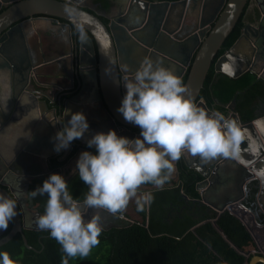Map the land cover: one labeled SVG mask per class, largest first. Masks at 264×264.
Listing matches in <instances>:
<instances>
[{
    "label": "water",
    "instance_id": "1",
    "mask_svg": "<svg viewBox=\"0 0 264 264\" xmlns=\"http://www.w3.org/2000/svg\"><path fill=\"white\" fill-rule=\"evenodd\" d=\"M87 1L0 0V71L12 74L9 97L0 98V135L13 121L26 118L14 146L7 151L0 146V193L17 199L18 212L9 222L11 231L0 238V246L24 228L39 229L36 223L27 224L24 210L27 198L17 196L23 187L19 181H26L24 192L29 189L34 168L41 167L44 173H60L62 166L51 168L53 160H70L75 145H87V140L97 132L114 129L118 135L130 139L140 135L137 131L140 128L125 121L117 108L126 92L123 83L133 78L145 58L162 60L164 66L174 69L182 78L189 70L186 95L207 111L218 112L200 94L217 53L250 3V0H104L89 6ZM6 4L11 5L1 11ZM40 15L48 23L47 31L60 42H50L51 57L41 44L42 59L35 61L32 57V61L28 56L27 67L21 71L8 50L15 48L18 34L29 37L34 32L41 37L39 31L45 27L38 23L37 17L28 19ZM257 15L246 22L237 41L217 58L214 66L217 75L237 78L252 71L257 78L264 79L260 71L264 66V8L258 19ZM81 30L86 40H81ZM184 30L187 33L182 36ZM60 50L65 53L56 55ZM48 65L53 66L48 70L50 79L45 81L38 69ZM31 70L32 82L18 87L17 75ZM66 79L69 86L64 82ZM45 86L73 88L75 94L70 101H76V112L85 113L89 121L88 132L74 140L69 150L54 149L56 133L70 119L69 102L61 104L59 110L51 107L44 98H50L42 90ZM237 94L222 114L247 129L240 157L196 165L187 159V153L182 155L187 165L204 177L197 185L200 198L193 202L215 208L217 215L237 202L242 203L245 187L253 180L260 182L257 199L264 211V113L244 122L236 109ZM215 103L221 104L218 98ZM93 149L87 145L84 151ZM235 188L239 195L220 204L213 201L225 199V192ZM24 241L31 247L25 235ZM249 264H264V256L254 255Z\"/></svg>",
    "mask_w": 264,
    "mask_h": 264
},
{
    "label": "clouds",
    "instance_id": "2",
    "mask_svg": "<svg viewBox=\"0 0 264 264\" xmlns=\"http://www.w3.org/2000/svg\"><path fill=\"white\" fill-rule=\"evenodd\" d=\"M80 38L86 40L83 30ZM123 86L126 92L117 112L138 126L140 135L130 139L110 129L87 140L95 153L81 152L73 170L88 186L83 202L74 198L60 173L50 174L42 186L30 191L33 198L47 196L44 214L35 223L61 245L65 253L62 264H69L70 258H87L100 243L102 218H87L86 210L105 209L115 215L122 213L132 200L138 210H144L154 195L139 192L140 187L151 184L163 190L175 172V162L185 153L204 161L240 157L247 129L233 118L198 106L186 95L183 78L164 66L162 60L145 58ZM89 127L85 113H71L54 137L55 151L67 150L74 140L85 136ZM17 214V199L0 193V230H6ZM0 264L18 262L9 252L0 251Z\"/></svg>",
    "mask_w": 264,
    "mask_h": 264
},
{
    "label": "trees",
    "instance_id": "3",
    "mask_svg": "<svg viewBox=\"0 0 264 264\" xmlns=\"http://www.w3.org/2000/svg\"><path fill=\"white\" fill-rule=\"evenodd\" d=\"M243 26L242 15L217 53L200 97H204L209 106L214 104L215 98L224 105L238 93L236 109L243 121L248 122L259 115L257 108L264 102V79L257 78L252 71L237 78L217 75L214 67L217 58L237 41ZM188 73L189 70L183 77L184 83ZM218 108L223 109L221 106ZM63 163L55 159L52 166ZM203 178L181 157L175 162V172L163 190H157L151 184L140 187L139 192L149 191L154 195L150 206L142 211L136 208L141 220L119 222L104 229L99 245L90 255L87 258H70L69 264H249L254 255H264V226H259L254 216L241 205L226 208L219 215L209 212L207 205L198 201L183 208L187 199L185 194L191 200L200 198L197 185ZM44 180L33 184V188L42 186ZM68 183L74 198L83 201L88 186L78 174ZM249 190L244 206L259 212L257 180L249 183ZM40 203H44L45 210L46 195L36 197L34 204ZM122 214L126 215V211ZM258 221L264 224V213H258ZM24 235L31 247L26 245ZM0 251L9 252L18 264H62L61 258L65 255L61 245L51 238L48 231L35 229L17 233L0 246Z\"/></svg>",
    "mask_w": 264,
    "mask_h": 264
},
{
    "label": "flooded vegetation",
    "instance_id": "4",
    "mask_svg": "<svg viewBox=\"0 0 264 264\" xmlns=\"http://www.w3.org/2000/svg\"><path fill=\"white\" fill-rule=\"evenodd\" d=\"M102 1H104V0H88L86 2V4H89V6H94L96 4H99ZM254 1H256V2L258 1V3H257V6L254 7V9H253V11L251 12V15H250L249 14V10L252 9V3ZM10 5L11 4L4 5L2 7L1 11L3 9L7 8ZM262 8H264V0H250L249 5L246 7V9L244 10V13L242 14L243 15V20H244V25L246 24V22H250V21H253L255 19V13L258 14L257 15V19H258ZM97 9H98V11L102 12L101 8L97 7ZM36 17L39 19L38 20V23H40L41 25H43L45 27L44 29H41L39 31L41 33V37L39 38V36L36 33H34V32H32L31 34H29V37H27V36H21V35L18 34V35H16V38H15L16 39V41L14 43L15 44V48L10 47L9 48L10 50H8L9 53L14 56V62L18 66V68H20L21 71H23L25 69V67H27V62H28L27 59H29L28 56H30V59L32 61H33V58L35 59V61L36 60H39V59H42L43 55L41 54L40 49L38 50V52H39V55L38 56L36 55V52L33 51V47L35 45L38 44L40 46L42 44L43 47H44V51H45L46 55L48 57L49 56L51 57L52 56V52H50V48L48 47L50 45V42L52 41L54 44H57V43L60 42L59 41V38H56L54 36V34L52 35V33H50V31H47L48 23L46 22V19H42L43 16L40 15V16L28 17V19L29 18H36ZM103 18H104V20H106L105 17H103ZM243 28H244V26H243ZM186 33H187V30H184L180 34L183 36ZM241 33H242V31H241ZM48 48H49V51H48ZM59 53L64 54L65 51L64 50L63 51L60 50V52L56 53V55L59 54ZM50 66H53V65H48V66L44 67V69H48L49 70ZM256 67L259 68V65H257ZM40 70L41 69L39 68L38 69V72L39 73H40ZM32 71L33 70H31V72L30 71H28V72H25L24 71V73H20V74L17 75V86L18 87L19 86H22V85H24L26 83L27 84H30V82H32V77H31ZM64 82H65V84L67 86L70 85L68 79L64 80ZM11 88H12V86L10 87V90H11ZM47 89H50V88H48L47 86H45V87L42 88V90L44 91V93L50 96V98L45 97V96H44V98H45V100H47L49 102V104H50L51 107H56L59 110L60 109V106H62L61 104H64V103H66L68 101L69 102L68 103L69 104V114L68 115H71V113L76 112L78 110L77 109V105L75 104L76 101L75 100L74 101H70L71 97L75 94V92H74L75 90L73 88H71V89H69V88H62L63 89V92L60 91L59 93H57L59 97L56 96L57 94L55 95L54 93H52L51 91H48ZM9 95H10V91H9ZM60 96H61V99H60ZM10 98H11V96H10ZM228 104H224V105L216 104L215 101H214V104L211 105V106H209V107L212 108V109L213 108L216 109V111H218L220 113H223V112L226 111V106ZM217 106L218 107L221 106V107H223V109L218 108ZM257 112L259 113L258 116H262L263 115V113H264V102H261V104L257 108ZM49 115H51V114H49ZM69 118H70V116H69ZM13 122H15V121H13ZM11 124L12 123H10L6 127V129H8ZM6 129L3 130V132L0 135V146H1L2 149H6L5 146H4V144H3V140H2V135H3L4 132H6ZM137 131L140 132V130H137ZM246 144L248 145V143H246ZM86 146L87 145L86 144H83V143L82 144H79V145L76 144L75 145V148H77V149L75 150L74 153H76L77 151H84ZM9 149H10V147H9ZM93 150H95V149H93ZM6 151H7V149H6ZM72 154H73V152H72ZM186 155L188 156L187 159L190 162H192V163H194L196 165H202L203 162H204V160H202L198 156H192L191 154H188V153ZM218 159H220V158H216V159L209 160V161L212 162V161L218 160ZM183 160H184V158H183ZM184 161L186 162V160H184ZM192 169H194V168H192ZM224 171H225V169H224ZM33 173H34V175H31L30 182L27 181V182H29V185H30V187H29V189L27 191L24 192V189H25L24 188V184H26V181H19L18 182L19 183V186L20 185H23V187L22 188L20 187L19 190H18V192L20 193V197L23 196V197H26L27 198V205H26V207L24 209L25 210V214L27 216V224H34L35 221H36V218L38 216L44 214V211H45L43 209L44 203H40L38 205H35L34 204V200L36 199L37 196L35 198H33L30 195V191H32V190H34V189H36L38 187V186L35 185L36 188H33V184L39 183L40 181L42 182L44 179H46V177L44 176L45 174L43 172H33ZM259 190H260V182L258 181V191H257V194H258ZM245 191L246 192H245V196H244L243 202L242 203L237 202L236 204L241 205L242 208L246 209L247 212H249L250 214H252V216H254V218H255V222L259 226H262L263 227L264 224L259 223V221H258V213L259 212L264 213V211L262 209V205H260L258 203V199H257V195H256V203H257L258 211L259 212H257L254 209H251L249 207L246 208L244 206V202L247 200V198L249 196V192H250V190H249V184L245 187ZM237 195H239V193L237 191V188H235V189H233V191H229L228 190V191L225 192V196H223V197H225V199H222L221 198V200L217 199L216 201L215 200H213V201L216 204H220V203H222V201H224L226 199L233 198V197H235ZM193 201H194V199L191 200L190 198H187L185 205H183V208L192 206L193 205V203H192ZM263 203H264V201H263ZM201 204H204V203H201ZM205 205H207V204H205ZM207 207H208V211L209 212L214 211L217 214V210L215 208H213V207H211L209 205H207ZM93 215H100L101 216L102 223L105 224L104 225V229H109L111 226L114 225L112 222H110L111 221L110 219L115 218L114 214H111V213L108 214V212H104L103 213V212L98 211L97 209H89V211L86 213V217L87 218H91ZM10 226H12V224ZM7 229L0 235V238H2L4 236V234L7 231ZM11 229H12V227H11ZM24 229H27V228H24ZM37 230H40V229H37ZM257 255H259V254H257Z\"/></svg>",
    "mask_w": 264,
    "mask_h": 264
},
{
    "label": "crops",
    "instance_id": "5",
    "mask_svg": "<svg viewBox=\"0 0 264 264\" xmlns=\"http://www.w3.org/2000/svg\"><path fill=\"white\" fill-rule=\"evenodd\" d=\"M257 3L258 1H254L252 3V9L249 10V14L251 15V12L253 11L254 7L257 6ZM40 49V46L37 44L33 47V51L36 52V55L38 56L39 55V52L38 50ZM41 72L39 73L40 74V77L42 78H45L43 80H47L50 79V74L48 75L49 71L48 69H41L40 70ZM260 71H262V74L264 75V66H262L260 68ZM47 73V74H46ZM46 74V75H45ZM11 72H10V77L8 76V73H2L0 71V98L3 99L5 98L7 95L9 97V91H10V85H11ZM48 91H51L52 93L54 94H57L59 91L63 92V89L62 87L60 88H50V89H47ZM26 121V118H23L22 121H15V122H12V124L10 125V127L8 129H6V132L3 133L2 135V140H3V144L5 146V148L8 150L9 147H13L14 144H15V141L17 140V138L21 135L20 132L22 131V129H24L23 127L25 126V122ZM69 150V148H68ZM83 152V151H78L76 153H71L69 156L71 157L70 160H66L63 164L61 165H56V166H52L51 165V168H55V167H60L62 166L63 167V170H61L60 174H62L65 179L67 181H71L77 174L73 171L75 168H76V161L80 155V153ZM43 172V170L41 169V167H38V168H34L33 169V172ZM44 173V172H43ZM46 179L49 177L50 173H44ZM31 177V176H30ZM149 192V191H147ZM137 206V205H136ZM98 211L100 212H108L107 210L105 209H97ZM108 214H110L108 212ZM114 216H121V217H124L122 216V213L121 215L119 213L115 214ZM132 217L134 218H141L140 217V214L135 210L134 213L132 214Z\"/></svg>",
    "mask_w": 264,
    "mask_h": 264
},
{
    "label": "rangeland",
    "instance_id": "6",
    "mask_svg": "<svg viewBox=\"0 0 264 264\" xmlns=\"http://www.w3.org/2000/svg\"><path fill=\"white\" fill-rule=\"evenodd\" d=\"M136 203H135V200H132L130 201L129 205L127 206V208L125 209L126 211V215L122 214V216L124 217H121V216H115V218L113 219H110L113 224H117V223H121V222H129V221H133L135 219H139L141 220L140 218H133L132 217V214L134 213V211L136 210ZM137 211V210H136ZM121 215V213H119ZM103 225H105L104 223H102Z\"/></svg>",
    "mask_w": 264,
    "mask_h": 264
}]
</instances>
